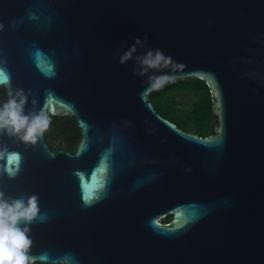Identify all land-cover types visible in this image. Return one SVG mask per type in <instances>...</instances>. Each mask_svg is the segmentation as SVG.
<instances>
[{"label":"water","instance_id":"95a60500","mask_svg":"<svg viewBox=\"0 0 264 264\" xmlns=\"http://www.w3.org/2000/svg\"><path fill=\"white\" fill-rule=\"evenodd\" d=\"M0 24L6 101L23 89L26 113L79 128L74 152L0 134L21 156L0 155V190L38 197L34 264H264V0H0ZM189 78L213 135L149 100Z\"/></svg>","mask_w":264,"mask_h":264},{"label":"clouds","instance_id":"9594fccd","mask_svg":"<svg viewBox=\"0 0 264 264\" xmlns=\"http://www.w3.org/2000/svg\"><path fill=\"white\" fill-rule=\"evenodd\" d=\"M0 24V29H3ZM147 41V37H144ZM136 44L142 43L141 39L135 38ZM135 51V47L132 48ZM130 58V53L119 57V62L124 63ZM166 58L161 50H148L142 61L144 65L155 67ZM170 61V58H168ZM2 71V70H0ZM162 81H157L153 86L160 87ZM29 103L28 94L23 89H16L14 94L0 104V134L14 137L25 145H35L38 138H42L50 125V119L43 108L38 111L25 112V106ZM31 104L35 106L33 99ZM16 155L9 153L6 147L0 146V155ZM17 167V171H18ZM5 174L7 171L5 169ZM15 174H9V179H14ZM40 209L38 197L30 195L24 197H12L0 190V264H34V258L30 256L33 246L31 228L29 225L37 218Z\"/></svg>","mask_w":264,"mask_h":264},{"label":"trees","instance_id":"16d2710c","mask_svg":"<svg viewBox=\"0 0 264 264\" xmlns=\"http://www.w3.org/2000/svg\"><path fill=\"white\" fill-rule=\"evenodd\" d=\"M2 94L0 90V95ZM149 100L160 116L170 120L184 131L202 137L216 132L218 120L213 112L211 94L208 86L201 79L189 78L168 82L153 90ZM46 115L50 120L59 119L50 114ZM170 218L171 216L165 217L163 222H168Z\"/></svg>","mask_w":264,"mask_h":264},{"label":"flooded vegetation","instance_id":"af4514ba","mask_svg":"<svg viewBox=\"0 0 264 264\" xmlns=\"http://www.w3.org/2000/svg\"><path fill=\"white\" fill-rule=\"evenodd\" d=\"M4 102H6V96L3 92V94L0 95V104ZM79 137V129H77L74 119L66 116L59 117L58 120H50L49 128L43 135L48 148L52 152L59 150L74 152Z\"/></svg>","mask_w":264,"mask_h":264},{"label":"rangeland","instance_id":"374dc122","mask_svg":"<svg viewBox=\"0 0 264 264\" xmlns=\"http://www.w3.org/2000/svg\"><path fill=\"white\" fill-rule=\"evenodd\" d=\"M164 219V218H163ZM163 219H161V221H163Z\"/></svg>","mask_w":264,"mask_h":264}]
</instances>
